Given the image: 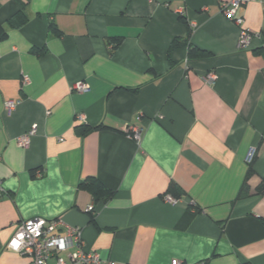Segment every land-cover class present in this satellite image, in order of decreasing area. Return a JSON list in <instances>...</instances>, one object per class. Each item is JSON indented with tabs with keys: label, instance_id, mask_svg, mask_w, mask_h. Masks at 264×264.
<instances>
[{
	"label": "crops",
	"instance_id": "crops-1",
	"mask_svg": "<svg viewBox=\"0 0 264 264\" xmlns=\"http://www.w3.org/2000/svg\"><path fill=\"white\" fill-rule=\"evenodd\" d=\"M229 1L0 0V26L28 17L0 42V264H31L7 244L33 218L78 228L111 264H264V0L242 27ZM242 29L255 34L244 51ZM187 37L211 57L172 48ZM89 177L113 197L78 189ZM172 182L184 193L168 202Z\"/></svg>",
	"mask_w": 264,
	"mask_h": 264
},
{
	"label": "built area",
	"instance_id": "built-area-1",
	"mask_svg": "<svg viewBox=\"0 0 264 264\" xmlns=\"http://www.w3.org/2000/svg\"><path fill=\"white\" fill-rule=\"evenodd\" d=\"M252 0H231L221 4V12L224 17L236 26L242 27L244 19L239 16V11L244 8ZM183 16V12H179ZM254 33L247 29H242L238 41L239 50H247L251 44ZM216 74L211 73L207 76L208 82L216 80ZM28 83V77L23 80ZM76 92H89L90 88L84 83H77L73 86ZM6 110L10 112L14 107V102L6 103ZM36 131V126H33L27 135L18 138V143L21 146L29 144L30 136ZM127 134L139 140L141 130L129 127ZM255 154L254 150L248 155L247 161L251 162ZM5 193L2 182L0 181V199ZM164 199L168 202H173L174 199L170 195H164ZM60 218L43 219L33 218L20 222L16 226V230L7 244V248L13 252L19 253L28 258L31 264H50V260L57 254L68 252L67 259L57 256L56 264H111L95 251H88L83 247L81 233L78 228H68L66 235L57 233V229L62 225Z\"/></svg>",
	"mask_w": 264,
	"mask_h": 264
},
{
	"label": "trees",
	"instance_id": "trees-1",
	"mask_svg": "<svg viewBox=\"0 0 264 264\" xmlns=\"http://www.w3.org/2000/svg\"><path fill=\"white\" fill-rule=\"evenodd\" d=\"M181 19H183V18H181ZM27 22H28V17H27L26 11L23 8L18 14H16L11 19H9L6 22V25L0 26V42L7 39L10 29H19V28L23 27L24 25H26ZM189 30L190 31H189L188 37L190 36V34L192 32L191 29H189ZM188 37L183 42L175 40L172 44V48L179 46L181 44L187 45L189 48L188 56H189V59H191V60L207 59V58L211 57V54H209L205 51L199 50L198 48H196L194 46L189 45ZM260 50L264 51V46ZM35 53L40 56V55L44 54V51H36ZM104 128H106V127L103 125L97 126L95 128L89 127V126H77V127H75V131L79 136L86 137L91 132L98 130V129H104ZM251 164H252V162H251ZM251 172H252V169H250L248 171V175H250ZM78 189L88 191L92 195L94 201H100L101 200V201L105 202V201H108L109 199H111L114 195V192L108 190L95 177H89V178L85 179L84 181L79 182ZM260 191L262 193L264 192V184L262 187H260ZM183 193L184 192L180 189V187L176 183L172 182V183H170L169 188L167 189L165 195H170V196H172V198L179 199L180 197L183 196ZM240 196H243L242 189H241Z\"/></svg>",
	"mask_w": 264,
	"mask_h": 264
},
{
	"label": "bare ground",
	"instance_id": "bare-ground-1",
	"mask_svg": "<svg viewBox=\"0 0 264 264\" xmlns=\"http://www.w3.org/2000/svg\"><path fill=\"white\" fill-rule=\"evenodd\" d=\"M221 9V8H220Z\"/></svg>",
	"mask_w": 264,
	"mask_h": 264
}]
</instances>
